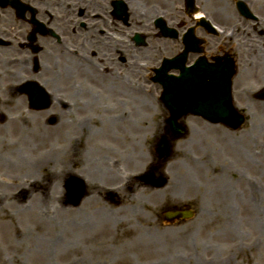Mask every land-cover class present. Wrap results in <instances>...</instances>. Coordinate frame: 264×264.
Segmentation results:
<instances>
[{
  "label": "rangeland",
  "instance_id": "obj_1",
  "mask_svg": "<svg viewBox=\"0 0 264 264\" xmlns=\"http://www.w3.org/2000/svg\"><path fill=\"white\" fill-rule=\"evenodd\" d=\"M253 4V11L264 16V0H254ZM208 5L225 6L230 13L234 3L210 0ZM238 21L236 15L227 20L228 26L240 27L234 39L244 46L239 52L240 86L234 99L248 122L236 133L198 125L196 132L177 143L175 157L165 167L170 184L162 197L164 203H171L177 195L195 205L197 216L186 222L165 223L155 231L147 226L149 216L139 206L144 203L146 207L148 200L116 211L117 207L101 196L104 183L119 184L122 176H132L141 159L145 161L143 167L148 164L150 158L144 157L149 155L158 129L164 128L156 124L166 118V113L159 103L161 91L150 81V69L135 64L130 71L131 84L125 86L123 79H116L113 90L105 86L108 82L103 80L107 79L95 73L104 84L94 85L95 104L85 109H64L58 101L50 108L51 114L25 107L0 109L9 116L25 112L30 121L27 127L21 122L10 138L4 136L0 153V177H4L6 195L4 214L0 215V264H264V103L253 99L255 91L264 85L261 80L255 81V67L263 75L264 50L253 41L255 33L249 29L252 24L247 29ZM248 36L252 47L242 43ZM158 62L148 64L156 67ZM239 98H243L242 103ZM122 113L123 122L118 117ZM86 118L92 119L86 122L88 125ZM151 122L156 130L150 133ZM45 126L48 131H40ZM82 128L92 133L82 136ZM38 132L45 139V149L55 147L58 153L56 165L52 161L49 164V168H55L56 187H49V168L43 172L47 184L41 185L35 181V167L30 173L20 171L18 162L14 163V150L22 159H34ZM123 134L130 137L126 150L132 146L131 163L122 164V175L115 170L117 173L110 177L111 172L106 174L104 170L111 171L109 165L118 156L111 146L116 143L121 148ZM69 140L75 141V150L70 149V156L63 161ZM26 174L33 182L25 185L30 194L24 203L18 192L23 189L15 191L6 182H11L8 175L25 180ZM72 175L96 180L93 184L87 181L90 196L80 207L63 204L64 182ZM135 212L144 215L135 216ZM43 237H54L57 243L47 261L37 254L38 239Z\"/></svg>",
  "mask_w": 264,
  "mask_h": 264
},
{
  "label": "flooded vegetation",
  "instance_id": "obj_2",
  "mask_svg": "<svg viewBox=\"0 0 264 264\" xmlns=\"http://www.w3.org/2000/svg\"><path fill=\"white\" fill-rule=\"evenodd\" d=\"M208 4L210 0H196L195 7L189 12L184 0H0V109L7 106L32 110L33 103L27 93L30 90L50 96L46 111L54 103V93L61 94L62 108L85 109L95 104L94 85L107 81L105 86L113 90L118 78L121 81L123 79L127 86L131 84L133 63L142 68L148 62L155 63L180 55L185 49L183 36L189 29H193L197 40L194 48L198 52L189 53L188 67H194L201 58L207 64H215L217 59L222 62L229 55L238 65L240 47L244 49V46L236 42L234 34L230 39L227 38V20L235 15L244 27L252 24L249 29L253 35L255 33L253 41L256 47L262 46L264 50V16L262 20L259 17L255 21L249 20L237 9L235 14L229 16L225 6L211 7ZM195 12L203 13L215 30L202 26L199 19L189 14ZM165 27L171 36H164ZM248 39L242 42L245 46L250 45ZM255 68V81L264 82V66L263 75H259L258 67ZM85 73L89 76L86 77ZM95 73L107 80L101 82ZM178 74V71L174 72V75ZM240 76L237 70L234 78L236 87L240 86ZM89 84L91 89L88 88ZM72 93H76L75 98L69 97ZM7 120L9 117L0 114V153L5 142L4 136L10 138L12 131L19 125L17 123L4 130ZM162 120L167 123V119ZM200 121L203 122L200 119L182 120L189 126V134L196 132L198 125H205V122L203 124ZM81 130L82 136L92 133L88 129ZM162 132L161 128L157 139L150 144L153 160L145 167L146 172L126 176L123 182L120 178L122 194L112 191L105 193L108 201L125 209L148 200L146 207L144 203L139 206L149 216L147 226L155 231L162 228L170 210L186 208L183 199L176 198L177 195L174 201L171 200L173 203L165 205L162 197L164 188L156 180L163 174V162L157 151ZM122 139L121 148L116 143L111 146L118 156L109 165L111 171L106 169L111 172L110 177L117 173L115 170L118 175H122V164L127 166L131 162L129 155L132 146L126 150L130 137L123 134ZM149 175L153 176L152 180L147 178ZM5 196L4 181L0 178V215L4 214ZM28 196L29 193L25 192L23 198L27 200ZM66 200L64 194L63 202L66 203ZM134 215L141 216L144 213L135 212Z\"/></svg>",
  "mask_w": 264,
  "mask_h": 264
},
{
  "label": "water",
  "instance_id": "obj_3",
  "mask_svg": "<svg viewBox=\"0 0 264 264\" xmlns=\"http://www.w3.org/2000/svg\"><path fill=\"white\" fill-rule=\"evenodd\" d=\"M194 0H188V4L192 6ZM172 61H166L163 68L164 76L160 79L163 85L162 101L166 109L170 113L171 127L177 136L181 134L180 127L176 124V120L180 117L192 114L209 119L215 123H223L234 129L241 128L245 123L244 116L240 115L234 108L231 96V78L233 76V62L229 60L228 71L222 75L221 88L218 91L212 87L207 89V84L203 81L192 84L188 77L184 76L178 81L165 74L172 68ZM168 148L165 146L164 158L169 157ZM82 184L77 178H72L68 182V191L70 202L77 206L81 199Z\"/></svg>",
  "mask_w": 264,
  "mask_h": 264
},
{
  "label": "bare ground",
  "instance_id": "obj_4",
  "mask_svg": "<svg viewBox=\"0 0 264 264\" xmlns=\"http://www.w3.org/2000/svg\"><path fill=\"white\" fill-rule=\"evenodd\" d=\"M200 14H197L196 16H195V18L196 19H199L200 18ZM118 79V78H117ZM75 94L76 93H72V94H70V97L71 98H75L76 96H75ZM55 101H58L59 102V100H61V98L60 97H57V96H55L54 98H53ZM57 108V107H56ZM58 110V109H57ZM69 110V109H68ZM1 111V110H0ZM23 113H25V112H23ZM23 113L22 114H20V116L19 115H16V116H14V117H12V118H9V120H7L5 123H4V130H7L8 128H9V126H11V125H14V124H19V122L21 123V122H23L24 123V121L27 119V118H25L26 117V115H23ZM49 113H51V111L49 112ZM119 117V121L120 120H122L121 122H123V121H125V114L124 113H122L121 115H119L118 116ZM24 119V120H23ZM27 123H29V121L27 122ZM67 125H69V124H67ZM116 125V124H115ZM111 126H113V125H111ZM25 129H27V128H25ZM25 129H24V131H25ZM56 130V129H55ZM40 131H48V128L45 126V127H43V128H41V130ZM35 132V131H34ZM46 137V136H45ZM71 140H74V139H71ZM36 141H37V145H38V147L36 148V151H35V154H34V159L32 160V161H30V160H28V158L26 159L25 157H24V159H22V156L21 155H17L16 154V151L14 150L13 152H12V156L15 158L14 159V163H16V162H18L17 164H19V167H20V171L23 169V168H25V169H27V170H23V171H25V172H30L31 173V168L32 167H35L36 168V171H35V174H37V176H38V178H36V182L38 183V184H41V185H44L45 183L47 184V178H49V180H50V185H49V187L51 188V186L53 187V186H57V177H56V175H55V168H49V163L52 161V164L55 166L56 165V155H58V153H57V151H56V148L55 147H52V149L50 150V151H47L45 148V139H43V137H42V135H41V133L40 132H38L37 133V137H36ZM73 142H75V141H70L69 140V145H68V150H67V153L64 155V157H63V161H64V158H65V156H66V159L70 156V149H74L75 148V145H74V143ZM71 143H72V145H71ZM75 150V149H74ZM50 152H51V154H52V157H51V159L48 161L47 159H48V157H50L51 155H50ZM78 152H80V150H78ZM32 165H34V166H32ZM49 168V169H48ZM49 170V173H48V175H47V180L44 178L45 177V174L43 173L45 170ZM105 172L104 173H106V174H109V171H107V170H104ZM95 178V177H94ZM93 177H89L87 180H88V182H89V184H92V183H94V182H96V180L94 179ZM45 179V180H44ZM61 179H62V177H60V181H61ZM27 180L29 181H32V178H30L29 176H27ZM19 183H21V182H18L17 184V188L16 189H24L23 191H26V187L24 186L23 187V183L22 184H19ZM21 187H23V188H21ZM24 195V194H23ZM257 203H259V202H257ZM39 240V248H38V250H37V254L44 260V261H47L48 259H49V256H50V254H51V256H52V252L53 251H55V247L57 246V243H55L53 240H54V237H53V239H50L49 240V237H43V238H41V239H38ZM42 254V255H41ZM167 264V263H166Z\"/></svg>",
  "mask_w": 264,
  "mask_h": 264
}]
</instances>
